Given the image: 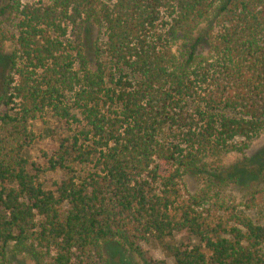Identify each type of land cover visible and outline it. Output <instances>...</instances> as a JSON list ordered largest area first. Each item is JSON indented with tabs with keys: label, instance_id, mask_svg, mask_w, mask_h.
Here are the masks:
<instances>
[{
	"label": "trees",
	"instance_id": "obj_1",
	"mask_svg": "<svg viewBox=\"0 0 264 264\" xmlns=\"http://www.w3.org/2000/svg\"><path fill=\"white\" fill-rule=\"evenodd\" d=\"M263 129L264 0H0V264H264Z\"/></svg>",
	"mask_w": 264,
	"mask_h": 264
},
{
	"label": "rangeland",
	"instance_id": "obj_2",
	"mask_svg": "<svg viewBox=\"0 0 264 264\" xmlns=\"http://www.w3.org/2000/svg\"><path fill=\"white\" fill-rule=\"evenodd\" d=\"M24 2H35L38 0H23ZM213 25L210 23H203L198 31L201 35L204 36L205 43L199 48H202V51H206V46L208 45V41L210 38L209 33H213ZM91 32V39H94L96 35V31L94 28H92ZM5 51H9V45L6 44L4 47ZM48 126H52L51 120L49 117L44 119V122L41 120L33 121V131L35 133L36 139L31 147V155L33 158L38 159L40 158L41 151H50L52 147V140L49 138L48 135L45 133V128ZM264 151V129L261 131V133L258 135V137L254 138L249 148L244 152V154L238 153V152H232L224 155L221 158V164L222 165H232L239 161H243V157H252L255 154L259 152ZM262 158H264V153ZM79 168V167H78ZM59 172H57L58 175ZM56 175V174H55ZM54 175V177H56ZM183 182L186 190L190 193H196L200 186L201 182L198 180V178H195L194 176H191L189 174H185L183 176ZM222 194L224 198L235 205H237V208H245V206L249 203V199L253 196L255 198L254 205H252L249 210H246V212L255 217V218H264V178H260L259 180H253L249 181L247 180V184H240L236 185L232 182H229V184H226L222 188ZM155 257L164 259V254L160 249L153 246H147ZM8 258L9 263L7 264H34L32 260H30L27 256L23 254L15 253L12 250L11 245L8 248ZM114 259L117 264H129L134 261H138V258L129 252H123L120 251L119 253L114 254ZM167 261H170V259H167Z\"/></svg>",
	"mask_w": 264,
	"mask_h": 264
}]
</instances>
